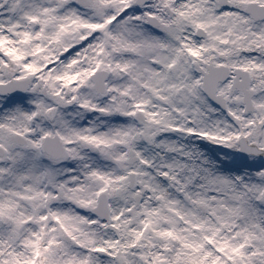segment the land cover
<instances>
[{"label":"snow or ice","instance_id":"snow-or-ice-1","mask_svg":"<svg viewBox=\"0 0 264 264\" xmlns=\"http://www.w3.org/2000/svg\"><path fill=\"white\" fill-rule=\"evenodd\" d=\"M0 264H264V0H0Z\"/></svg>","mask_w":264,"mask_h":264}]
</instances>
